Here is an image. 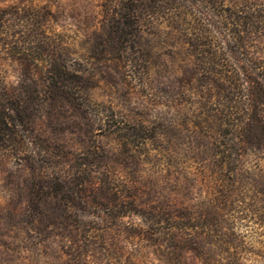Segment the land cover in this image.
<instances>
[{"label": "trees", "instance_id": "16d2710c", "mask_svg": "<svg viewBox=\"0 0 264 264\" xmlns=\"http://www.w3.org/2000/svg\"><path fill=\"white\" fill-rule=\"evenodd\" d=\"M103 3L85 43L146 88L134 107L129 84L94 98L109 76L68 62L58 7L0 4V153L19 165L2 208L31 232L18 252L33 264L264 263V0Z\"/></svg>", "mask_w": 264, "mask_h": 264}, {"label": "rangeland", "instance_id": "374dc122", "mask_svg": "<svg viewBox=\"0 0 264 264\" xmlns=\"http://www.w3.org/2000/svg\"><path fill=\"white\" fill-rule=\"evenodd\" d=\"M21 1L24 0H2L0 4L5 8V11L10 12L14 10L11 7ZM34 1L39 4H51L53 8L58 7L60 9L61 14L58 16L55 28L57 31L61 30L63 32L64 38L68 42L67 58L69 63L80 70H92L98 78L109 76V83L100 80L98 87L93 89L94 98L99 101H108L114 96L115 89H117V94H123L126 88L123 85L129 84L135 88L134 92L136 93L127 100V103L129 102L128 104L131 107H134L132 100H146V88L141 86L138 80H130V83L127 81L128 78H126L125 73L128 68L122 62L117 63L114 58L108 56L96 59L92 56L85 43L87 30H91L97 25L99 14L104 4L103 0ZM4 21L6 25L14 23L13 27L15 30L25 32L27 29V24L23 21L18 22L14 15L6 13L4 15ZM110 83L111 85H108ZM140 109L141 107L138 110ZM156 110L159 109L156 108ZM16 166L19 165L16 164L14 159L5 160L0 153V258L7 253V258L11 264H33L32 260L34 259V255L32 251L26 253L25 257L27 258H24V253L18 252V247L21 245L19 240L30 239L31 232L28 231L25 233L19 228L20 225L15 221L16 218L14 221H9L5 209L2 208L10 197L9 190L11 189V184L8 178H10V175L13 176ZM10 172L12 173L10 174ZM251 264L264 263L255 262Z\"/></svg>", "mask_w": 264, "mask_h": 264}]
</instances>
